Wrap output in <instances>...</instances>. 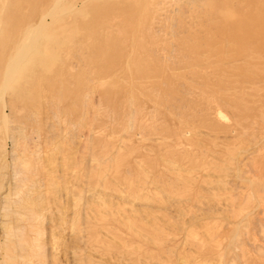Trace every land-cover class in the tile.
Listing matches in <instances>:
<instances>
[{"label": "rangeland", "instance_id": "1", "mask_svg": "<svg viewBox=\"0 0 264 264\" xmlns=\"http://www.w3.org/2000/svg\"><path fill=\"white\" fill-rule=\"evenodd\" d=\"M185 263L264 264V0H0V264Z\"/></svg>", "mask_w": 264, "mask_h": 264}, {"label": "bare ground", "instance_id": "2", "mask_svg": "<svg viewBox=\"0 0 264 264\" xmlns=\"http://www.w3.org/2000/svg\"><path fill=\"white\" fill-rule=\"evenodd\" d=\"M131 225H132V224H131ZM131 225H130V226H131ZM188 261H189V260H188ZM185 264H187V263H185Z\"/></svg>", "mask_w": 264, "mask_h": 264}]
</instances>
